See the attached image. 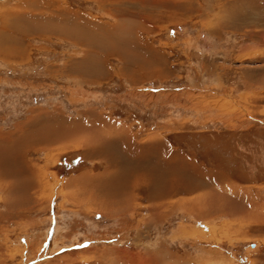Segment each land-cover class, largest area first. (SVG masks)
I'll return each mask as SVG.
<instances>
[{
	"label": "rangeland",
	"instance_id": "rangeland-1",
	"mask_svg": "<svg viewBox=\"0 0 264 264\" xmlns=\"http://www.w3.org/2000/svg\"><path fill=\"white\" fill-rule=\"evenodd\" d=\"M0 146V264H264V0H0Z\"/></svg>",
	"mask_w": 264,
	"mask_h": 264
},
{
	"label": "bare ground",
	"instance_id": "bare-ground-1",
	"mask_svg": "<svg viewBox=\"0 0 264 264\" xmlns=\"http://www.w3.org/2000/svg\"><path fill=\"white\" fill-rule=\"evenodd\" d=\"M72 128V129H71ZM71 128H69V130L66 128V129H60L59 130V127H56V126H53L52 128H45V129H42V130H37V131H34L33 132V134L32 135H30L29 137H27L26 139H25V137H21V139L22 140H20L21 142H23V144H22V146H24V142H31V143H29V145H30V147H31V145H37V147L38 146H49L51 143H59V142H61V141H63L64 140V138H65V136H68V134L71 136H73V134H72V132H71V130L73 131V130H75L76 128L74 127V125L71 127ZM73 132H75V131H73ZM73 138V137H72ZM94 138H96V137H94ZM84 141H87V143H91V141H93V140H91V137L90 138H88L87 136H85V138H84ZM21 142H16L15 143V145L14 144H12V147H11V149H9L8 151H11L12 150V148L14 149V150H16V148H18V146L19 145H21ZM97 142V141H96ZM85 144V145H88V144ZM27 144V143H26ZM93 144V143H92ZM13 146H15V148L13 147ZM40 146V147H41ZM1 147V146H0ZM42 149V148H41ZM45 149V148H44ZM8 153V152H7ZM1 154H5V153H1ZM9 154V153H8ZM11 154V153H10ZM18 156V155H17ZM9 157V156H8ZM13 157V156H12ZM0 158H2V157H0ZM4 158V157H3ZM17 158V157H16ZM6 161H8V160H6ZM10 161V160H9ZM23 162V161H22ZM24 167H27V166H24ZM22 168V167H21ZM28 170H29V168H27ZM34 171V170H33ZM32 171V172H33ZM31 171H30V173L31 174H33ZM36 180V179H35ZM30 181V182H29ZM26 184L27 185H24L25 187H24V193L26 194V195H28L27 193H28V190H29V188H34V186L32 185V184H34L33 182L31 183V181L32 180H29ZM210 194V193H209ZM213 196V195H212ZM218 198V197H217ZM23 201H21V203H18V204H24V203H26L27 201H28V199H29V197L28 196H23ZM220 202V201H219ZM223 202V201H222ZM218 204V203H217ZM219 207V206H218ZM203 211V210H202ZM201 211V212H202ZM205 216V215H204ZM251 217V216H250ZM255 218H257V214H255ZM218 261V260H217Z\"/></svg>",
	"mask_w": 264,
	"mask_h": 264
}]
</instances>
